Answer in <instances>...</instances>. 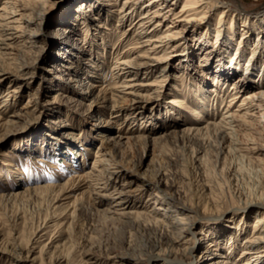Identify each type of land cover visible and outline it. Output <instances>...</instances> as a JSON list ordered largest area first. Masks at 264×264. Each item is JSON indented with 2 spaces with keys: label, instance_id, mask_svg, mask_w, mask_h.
I'll return each instance as SVG.
<instances>
[{
  "label": "rangeland",
  "instance_id": "rangeland-1",
  "mask_svg": "<svg viewBox=\"0 0 264 264\" xmlns=\"http://www.w3.org/2000/svg\"><path fill=\"white\" fill-rule=\"evenodd\" d=\"M2 1L0 10L4 5ZM52 1L55 8L48 15L52 21L50 25L40 29L30 19L21 17L20 30L10 31L16 35L15 45L10 50L0 49V52H7L6 60L0 66V119H4L0 125V264H135L137 261L140 264H169L162 257H148L167 242L157 225L140 216L154 203L153 195L138 193L147 180L145 175L165 187L170 196L167 201L170 212L193 221L192 230L184 233L187 240L181 246L184 249L194 247L195 252L192 255L185 253L182 264H207L209 260L203 257L212 250L220 253L219 258L227 256L228 259L234 258V262L241 259L243 248L239 243L247 234L240 233L235 222L239 227L249 229L255 206H239L255 198L264 186V118L261 108L254 107L249 115L252 123L249 126L258 134L259 141H251L241 130V143L236 145L238 150L233 149L234 144L227 139L218 147L217 137L184 135L181 127L195 123L192 114L185 109L166 108L176 99L198 106L199 97L190 88L193 85L196 93L210 95L209 82L206 89L198 88L203 85L201 70L212 73L214 65L219 62L223 65L226 59L218 61L210 56L206 62L199 54L203 52L201 47L191 44L188 37L170 40L171 45L180 42V46L167 48L168 79L157 97L143 102L135 113L126 112H131L130 107H134L129 102L111 111L107 102L93 101L91 95L85 94L79 81L81 78L95 79L96 85L109 91L116 86V79L110 71V56L102 64L104 76L101 78L92 66L99 58L97 54L103 55L104 50L95 53L96 48L88 55L74 57L70 65L76 72L67 66L66 60L54 59L58 46L46 36L61 17L66 0ZM232 1L234 9L243 6L242 12L264 11V0ZM111 2L114 1L102 0L87 5L95 9V16L100 19L94 31L91 30L96 34L90 32L89 38L91 43L106 44V48L117 44L116 48L124 51L129 42L125 37V40L121 39L120 30L122 27L132 28L136 15L128 17L122 27L115 26L117 15L111 19L109 15L115 7ZM22 6L20 2L19 8ZM19 12L26 13L23 8ZM181 43L190 45L185 56L176 53L183 49ZM243 66L241 62L238 72ZM149 77L147 75L146 79ZM231 81L227 79L221 85L226 92L223 98H227L231 90L228 86ZM261 82L264 86V79L258 81ZM12 89L16 92L7 96L5 91ZM223 98L220 102L214 101L208 109L210 112L206 113L208 116L227 114L228 109L223 111ZM98 116L106 121L99 123ZM141 116L153 119L142 121ZM119 131L144 136V141L132 142L126 162L114 159L109 154L112 149L105 141L106 136ZM97 150L105 160L96 167L105 170L107 177L111 178L106 181L105 188L102 186L98 191L90 188L93 192L88 195L97 202L91 204L81 200L71 224L62 208L64 199L52 203L40 188L61 184L90 172L97 160L94 159ZM114 175H120V183L127 184L128 188L121 184L114 186ZM86 184H76L75 190L69 189V194L74 197L84 195ZM129 189L132 191H127ZM13 192L20 194L9 196ZM102 193L108 196H100ZM210 198L220 202L225 215L216 217L204 212L210 206ZM155 202L157 204L158 199ZM128 208L138 211L137 215L122 213ZM210 210L211 206L205 211ZM229 237H233L235 243L232 248L226 243ZM210 239L219 244L215 242V248H211ZM208 241L211 243L206 244ZM17 244L21 248H16Z\"/></svg>",
  "mask_w": 264,
  "mask_h": 264
},
{
  "label": "bare ground",
  "instance_id": "bare-ground-1",
  "mask_svg": "<svg viewBox=\"0 0 264 264\" xmlns=\"http://www.w3.org/2000/svg\"><path fill=\"white\" fill-rule=\"evenodd\" d=\"M101 1L66 0L67 4L65 2L61 17L58 18L57 22L55 21L56 26L47 36L45 35L53 45L57 44L58 46V50L53 54L54 59L66 60L67 66H70L71 70H74V66L70 65L73 63L74 57L88 55L97 48L95 53L104 50L103 55L101 53L97 54L99 58L92 66L95 71L99 72V78H101L104 76L102 64L110 56V71L112 77L116 79V86H113L112 90L109 91L108 89L105 90L103 86L96 85L93 82L95 79L89 81L87 78H81L79 81L85 94L91 95L93 101L107 102L111 111H115V108L129 102L134 107H130L129 110L131 112H126L129 114L135 113L136 108H139L143 102L152 97H157L161 92V87L168 79L167 65L165 64L169 57L167 48L170 46L173 49L180 44L178 42V44L171 45L170 40L178 39V37L181 40L188 37L191 44L201 47L200 50L203 52L199 54L203 56L206 62H209L210 56L215 57V60L218 61H222L224 58L226 60H224L223 65H221V62L215 64V69L212 73H206L205 69L201 68L200 80L203 85H199L198 88L206 89V84L209 82L207 88L210 95L207 92L205 95L196 93V89H193V82H191L192 80L190 81L192 85L190 89L195 90V95L199 97L198 106H192V104L186 103L183 99L171 100V106H166V108L185 109L192 114V119L195 123L191 126L181 127V133L195 138L217 137L218 147H221L227 139L232 141L234 144L232 148L237 150V146H240L239 143H241V130H244L251 141H259L258 134L249 126L252 125L249 121V115L252 114V109L257 107L261 108V115L264 118V86H262L263 82L258 83V81L264 79V11L261 13L246 12L248 10L242 12L243 6L239 5L238 9H234L232 0H227L226 2L219 0H111L114 1L111 4H115V7L110 11L112 13L109 15L111 16L110 19L117 15V18L115 17L117 21L115 26L122 27L128 17L132 18L133 15H136L131 23L132 28L122 27L120 30L121 39L125 37L129 45L126 50L119 51L116 48L117 44L106 48L104 43H91L90 41V32L92 29L94 31V26L96 25L97 27L96 22L100 21V19L95 16V9L87 5ZM20 2L23 3L21 8H19ZM2 3L4 4L0 10V49L2 51L10 50L15 45L16 35L10 31L13 29L20 30L22 26L18 24L21 23L19 21L21 17L30 19L40 29L46 24L50 25L52 23L48 19L51 9L55 8V3L52 0H4ZM22 8L26 13L22 14L19 12ZM13 23L15 25L12 26L11 24ZM98 26L105 28L103 24ZM99 33L102 34V32ZM91 34L94 35L96 33L91 32ZM76 35H78L77 38ZM125 38L122 40H125ZM183 44V49L180 52H176L178 56L188 54L190 45L181 43V45ZM247 52L249 53L248 56H246ZM6 54L7 52H0V66L6 60V57H4ZM241 62L244 66L242 71L238 72ZM74 71L76 72L77 70ZM147 75L151 77L146 79ZM227 79L232 80L228 84L231 90L227 98H223L226 92L222 90L221 85H224ZM97 81L102 80L97 79ZM196 81L199 82L198 80ZM140 89L144 90L140 91ZM15 92V89L6 90L5 94L13 96L12 94ZM173 94H176V92H173ZM221 98L225 101L223 111L228 109L227 114H209L210 116H208L206 113L210 112H208L209 107L214 105V101L219 100L220 102ZM206 115L210 118L207 119ZM139 118L142 121L153 119V117L143 116ZM97 120L99 123L106 121V119L99 116ZM198 120L201 122H198ZM3 121L4 119H0V125L3 124ZM226 135H229V137L225 138ZM137 139L144 141V136L131 135L130 132L119 131L106 136L105 141L112 149L109 154L117 161L121 159V162H126L127 152L130 150L132 142ZM79 153L82 154V152ZM95 153L97 154H95L94 159L97 160L94 162L90 172L64 181L61 184L44 185V187L40 188V191L45 192L52 203L59 200L62 201V198L64 199L62 208L68 217V222L71 224L77 215V206L81 203V200H86L91 204L97 202L94 197H89L88 194L93 192L90 188H94L96 191L101 189L102 186L105 188L106 181L111 178L110 176L107 177V173H105V170L102 171V168L97 169L98 163L102 164L101 162L105 159L100 156L101 154H98V150ZM112 178L115 180L114 186L121 184V186H127L128 188L127 184L120 183L122 179L120 175H114ZM146 178L147 180L143 182L144 186L142 189L139 188L140 191L138 193L143 192V194L153 195L154 203L153 207L145 212L146 214L144 213L143 216H140L148 220L152 225H157L163 231L167 242V245L157 248L148 257L151 259L158 256L169 264L172 262L174 264H182L185 253L192 255L195 252L194 247L184 249L181 246L187 240L184 237V233L192 230L193 221L192 219H183L170 212L169 202H167L170 196L166 192L165 187L162 184H155L149 180V176L145 175ZM84 182L85 184L87 183L86 186L88 185L84 187V195L74 197L69 194L70 188L75 190L76 184ZM79 187L80 185H78ZM86 188L89 189L86 190ZM127 191L130 192L132 190L129 189ZM19 194L20 192H13L9 196L16 197ZM99 195L108 196L105 193ZM157 199L158 202L156 204L155 201ZM208 201L212 210L209 212L205 211L210 207L208 206L204 210L205 213L216 217L224 214L225 210L220 207L218 200L210 198ZM171 204L175 203L172 202ZM250 206H255L254 209L251 207L254 210L252 215L255 216L249 222V229H244L242 226L239 227V224L235 222V228L240 233L247 234L241 237V243H239L241 245L240 248H243L240 251L243 255L241 259L234 262V258L228 259L229 257L227 256L219 258L221 256L219 255L220 253L212 250L207 251V254L203 257L204 260H209L207 264H264V186H262L260 191L258 190L255 198L244 201V204L239 207L248 208ZM127 211L135 212L130 213ZM125 212L127 216H134L137 215L138 211L128 208L126 211H122V213ZM193 213L196 214V211ZM208 228L212 229V227ZM191 233L193 232L191 231ZM232 240L233 237H229L226 241L231 248L235 246ZM211 241L206 243L209 244L210 242L211 248H215V242V244H219L218 241ZM16 248L21 247L17 244ZM212 255L217 258L214 259ZM135 264L140 263L137 261Z\"/></svg>",
  "mask_w": 264,
  "mask_h": 264
}]
</instances>
